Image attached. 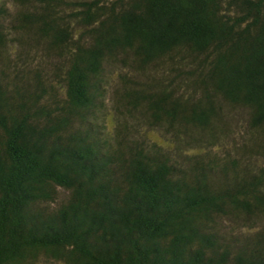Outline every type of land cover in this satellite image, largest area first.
Segmentation results:
<instances>
[{
	"label": "trees",
	"instance_id": "trees-1",
	"mask_svg": "<svg viewBox=\"0 0 264 264\" xmlns=\"http://www.w3.org/2000/svg\"><path fill=\"white\" fill-rule=\"evenodd\" d=\"M0 264H264V0H0Z\"/></svg>",
	"mask_w": 264,
	"mask_h": 264
},
{
	"label": "rangeland",
	"instance_id": "rangeland-1",
	"mask_svg": "<svg viewBox=\"0 0 264 264\" xmlns=\"http://www.w3.org/2000/svg\"><path fill=\"white\" fill-rule=\"evenodd\" d=\"M152 137H153L154 139H157V140L160 141L161 143H165L163 137H162L159 133H153V134H152Z\"/></svg>",
	"mask_w": 264,
	"mask_h": 264
}]
</instances>
